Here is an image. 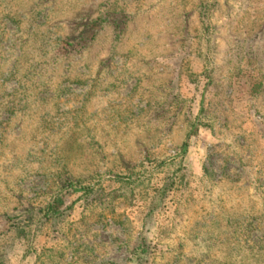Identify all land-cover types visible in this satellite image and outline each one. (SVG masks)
Returning <instances> with one entry per match:
<instances>
[{"label": "rangeland", "instance_id": "rangeland-1", "mask_svg": "<svg viewBox=\"0 0 264 264\" xmlns=\"http://www.w3.org/2000/svg\"><path fill=\"white\" fill-rule=\"evenodd\" d=\"M143 241L264 264V0H0V264Z\"/></svg>", "mask_w": 264, "mask_h": 264}, {"label": "trees", "instance_id": "trees-1", "mask_svg": "<svg viewBox=\"0 0 264 264\" xmlns=\"http://www.w3.org/2000/svg\"><path fill=\"white\" fill-rule=\"evenodd\" d=\"M97 20H92L86 23L84 30L82 31V35H83V40H88L90 38H92L94 36V28L96 27ZM147 245L145 244V242L143 241L141 243V246H138L137 249L135 247V250L133 251V258H135V263L137 264H141V260L143 258H145V254H147ZM139 250V251H138ZM139 252V254H138ZM131 260V259H130ZM129 260V261H130Z\"/></svg>", "mask_w": 264, "mask_h": 264}]
</instances>
